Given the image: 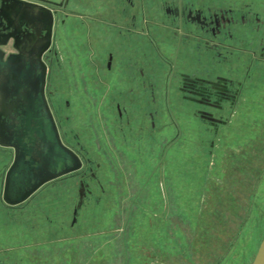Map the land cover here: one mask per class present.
Listing matches in <instances>:
<instances>
[{
  "label": "rangeland",
  "instance_id": "obj_1",
  "mask_svg": "<svg viewBox=\"0 0 264 264\" xmlns=\"http://www.w3.org/2000/svg\"><path fill=\"white\" fill-rule=\"evenodd\" d=\"M203 1L210 8L233 3ZM64 13L48 56L46 95L60 138L82 167L10 207L2 191L13 156L0 147V264H146L153 244L137 234L149 223L172 264H251L264 237V119L261 144L249 159L257 168H238L221 186L208 183L210 174L221 175L228 144L243 141L239 133L255 119L244 115L249 127L236 136L221 132L218 141L179 91L180 74L226 67L214 65L211 53L196 54L193 42L180 44L158 22L125 21L118 38L115 0H71ZM245 91L253 109L264 79L250 80ZM81 181L89 192L74 215ZM206 186L217 214L200 235L210 245L196 246Z\"/></svg>",
  "mask_w": 264,
  "mask_h": 264
},
{
  "label": "flooded vegetation",
  "instance_id": "obj_2",
  "mask_svg": "<svg viewBox=\"0 0 264 264\" xmlns=\"http://www.w3.org/2000/svg\"><path fill=\"white\" fill-rule=\"evenodd\" d=\"M23 1L41 6L45 10L28 4H17L24 13L17 18L11 17L8 22H3L0 25V43H3L1 48L7 56L19 54L21 51L17 46L20 47L23 44H27L31 39L36 46L35 48L38 47L42 51L41 61L47 68V85L49 71L47 61L56 33V26L59 22L57 18L62 13L65 17L69 16L64 11L67 10L71 0ZM235 1L241 4L236 5ZM263 1L233 0V3L230 2L231 6L225 9L205 6L203 0H158V3L153 0L146 5L143 2L140 5L138 0H115L119 9L115 21L121 22L120 25H116L117 30L119 29L116 35L118 38L122 36L123 23L125 21L132 23L133 26L141 21L148 24L158 22L155 26L165 29L171 28L172 34H174L180 44L182 42L183 44L193 42L196 54L202 55L203 51L211 53L214 65L227 68V70L225 68V71L217 73L180 74L179 91L181 92V97L196 106V116L203 121L206 127L220 141L219 135L221 132H230V134L236 136L238 128L248 127L246 123L249 122L243 123L242 118L244 115L239 114L238 109L240 106L245 109L248 108L249 104L245 105L246 101L249 103V97L247 98L245 95L248 82L250 80L258 81L264 79ZM141 8L143 12L148 10V14H139ZM46 9L52 12L51 23H49L50 15ZM65 21L66 18L61 19L59 25L64 24ZM233 25H237L236 28L241 29L244 33L242 32L241 36L236 34L233 31ZM127 32L133 35L138 33V31L131 28H127ZM253 37H255V41H252ZM236 41L240 45L235 46L234 43ZM252 44L255 46H252ZM120 45L122 46V44ZM109 60L108 66L111 65V60H113L112 53L109 55ZM198 60L202 61V58L200 57ZM236 64H240L241 68H238ZM236 73L239 76L241 75L242 78L239 79L241 76L239 78L234 77ZM262 94V97L260 95L258 97L260 99L255 101L254 108L251 109L253 114L260 113V110L264 114V91ZM18 111L16 109L15 116ZM7 122L10 123L9 120ZM256 122L255 120L252 125H249L254 129ZM16 130L18 131V128ZM19 134V132L11 134L6 142L14 143L16 135ZM16 144L20 151L25 144H29V141L27 137H24L21 143ZM2 148L8 150L9 157L13 156L12 162L4 175L5 182L7 172L14 162L15 148ZM81 183L84 182L81 181ZM86 190L89 192L87 185ZM32 195L18 205L9 206H22Z\"/></svg>",
  "mask_w": 264,
  "mask_h": 264
},
{
  "label": "water",
  "instance_id": "obj_3",
  "mask_svg": "<svg viewBox=\"0 0 264 264\" xmlns=\"http://www.w3.org/2000/svg\"><path fill=\"white\" fill-rule=\"evenodd\" d=\"M17 4L45 10L23 0H0V25L11 17L22 16L24 12ZM46 11L51 23L52 12ZM2 46L3 43H0V146L15 148L14 162L3 185L2 199L6 204L15 206L45 184L80 170L82 161L60 138L45 95L47 68L41 61L42 51L35 48L31 39L27 44L17 46L21 51L19 54L7 56ZM16 109L19 111L15 116ZM17 132L20 134L16 135L15 142L7 143L11 134ZM24 137L29 144L19 151L16 143H21ZM86 197V185L81 183L74 215L81 209ZM251 264H264V237Z\"/></svg>",
  "mask_w": 264,
  "mask_h": 264
},
{
  "label": "crops",
  "instance_id": "obj_4",
  "mask_svg": "<svg viewBox=\"0 0 264 264\" xmlns=\"http://www.w3.org/2000/svg\"><path fill=\"white\" fill-rule=\"evenodd\" d=\"M241 76V75H240ZM239 74H235L234 77L239 78L240 77ZM249 110L251 111L249 113ZM249 110L245 109L243 106H240V108L238 109L239 114L246 115V114H250V117H253V119H255L257 122V124L255 125V128L253 130H251V128H249V132H240L238 137H244L243 141H238L239 139H237V141H235V143H229L227 149H225V151L227 150L228 153H226L225 157L223 158V160L225 161V164H223L224 161H222L220 164V171H221V175H212L211 174L208 178V183H214L216 182L217 185L221 186L222 183H224L226 180L223 177H230L232 175L233 172L237 171L238 168H242V167H249V168H257V164H252L253 161H249V159H253L252 157V152L256 151L259 147V145L261 144V130H260V126L259 123L264 119V114H262L261 110L260 113L258 114H253L252 110L249 108ZM249 127V126H248ZM252 131V132H251ZM215 161V157L213 159ZM248 163V164H247ZM215 163L212 162L211 165V171L214 169L215 167ZM225 167H226V171H225ZM225 174V176H224ZM225 192V190H224ZM216 199H215V195L214 194H210L209 191L207 190V186L205 187V190L203 192V196H202V201L200 203L199 209H198V215H197V221H196V240H195V245H205L204 240H200L201 238V233L203 232V229L205 230V225L208 226L209 224H213L210 223L211 221L214 220L213 216L214 214H217L216 209ZM147 229L144 231H146V233L142 234V232L139 234H137L140 237L145 238V240L149 241L150 243L152 242L153 245L148 246V248L150 249V254L151 257L148 258V262L146 264H172V262L170 261V258L167 259L166 254H168L169 256V252H167L165 249H163L162 247H160V245L157 244L156 240L154 241L151 236L154 234V236L156 235L157 231L155 230V228L153 227V225L147 224L146 225ZM153 228V229H152ZM161 230V229H160ZM165 241V240H163ZM167 242H164V246L165 247ZM168 244V243H167ZM210 244H206L205 246H209ZM138 257V261L143 263V259H145L142 254H137ZM142 260V261H141Z\"/></svg>",
  "mask_w": 264,
  "mask_h": 264
}]
</instances>
